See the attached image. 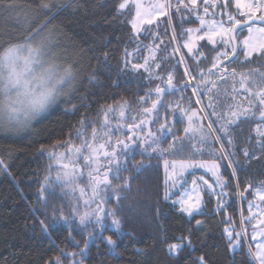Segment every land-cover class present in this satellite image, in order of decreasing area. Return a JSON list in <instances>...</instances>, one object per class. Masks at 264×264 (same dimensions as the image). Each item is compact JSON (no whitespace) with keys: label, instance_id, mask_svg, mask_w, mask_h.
<instances>
[{"label":"trees","instance_id":"16d2710c","mask_svg":"<svg viewBox=\"0 0 264 264\" xmlns=\"http://www.w3.org/2000/svg\"><path fill=\"white\" fill-rule=\"evenodd\" d=\"M48 2L49 0H0V52L8 46L4 41L23 40L44 20L58 26L57 51L62 60L74 63L79 70L78 82L67 98L51 107L24 133H0V159L3 166H6H0V264H53L57 257L61 264H71L70 254L73 253L76 254L75 259L82 260L83 264H198L197 258L200 256L210 257L209 264H251L250 258L245 254L246 246L251 242L248 236L234 250L228 244L225 226L235 224V230L239 232L240 225L244 223L249 232L251 223L244 222L243 217L249 215L248 202L254 197V189L264 182V159L246 160L243 154V149H248L250 156L255 152L256 157H261L257 143L259 137L255 129L264 122L258 118V104L252 109L254 116L249 119L241 118L229 125L228 135L235 147L231 148L226 139L221 141L226 148L235 152L234 159L239 161L238 165L234 164L237 168L235 179L229 175L230 169L226 164L221 169L228 180L239 183L238 188L229 185L224 189L228 195L222 198L221 203L230 206L223 211L217 207L215 195L207 192L202 211L192 217L181 212L179 206L173 203L181 190H176L174 195H170V199L164 198L165 191H168L165 161L209 159L206 154L196 153L197 148L206 146L200 145L198 138H193L188 148H183V142L176 143L173 151L178 153L183 148L186 153L184 155H158L152 153L148 144L139 140L123 150L118 158L120 176L124 179L117 180L112 176L109 178L113 188L124 184L125 179L128 183L125 188L117 190L116 195L121 197L119 201L112 196V189L105 193L108 197L105 208L115 210L116 215L114 218L106 217L102 228H85L75 218L68 222H52L40 211L33 213V208H40L38 191L46 176L51 177L50 183L57 194L52 197L45 192L44 195L49 196L52 204L67 208L65 199L60 196L62 189L56 177V174L65 169L60 167V163L56 165L55 159L49 158V153L67 151V147L71 145H81L82 139L91 142L93 128L104 131L102 123L105 113L100 109L109 106L114 109L107 112L110 126L127 125L134 122L132 117L140 114L143 108L151 106V100L160 99L162 103L158 107L162 117L160 123H163L164 114L175 106L181 93L173 89L166 90L161 97L153 93L147 102H142L140 98L145 97L150 89L165 87L168 74L173 75V83L176 85L189 82L188 76L184 74L185 64L196 81L201 78L198 68L204 72L206 79L216 83V89L212 93L213 103L216 111L221 113L227 114L229 107L234 105H239L240 109H248L252 92L257 90L258 85L264 86V57L259 54H253L245 60L244 53L239 50L236 60L224 61L229 74L221 78L216 69L212 68V63L217 52L223 51V48L212 45L207 40L201 41L192 53H188L182 46L183 41L188 39V35L184 34L185 30L200 28L198 16L204 15V7H208V15L204 17L206 20L219 18L214 17L213 12L219 10L220 0H210L209 5H205L204 0H197L198 14L188 11L177 13L173 9L171 23L161 16L151 25L142 27L139 34L131 24L136 19V5L127 3V0H68L67 3L59 4V11L53 8L51 12L40 7L41 3ZM121 2L126 3L127 7L122 10V14H117V6ZM176 2L177 0H172V3ZM234 9L235 0H232L228 10ZM53 12L56 13L55 18ZM247 35L246 30L242 31L237 36L238 41H242ZM157 36L158 39L155 38ZM177 46H180V50L174 53ZM153 54L155 59L151 58ZM181 56L184 63L177 65ZM125 59L128 61L127 69L123 62ZM145 59L151 66L152 75L164 79L149 81V74L143 68L132 70V64H143ZM156 64L160 67H155ZM233 69L237 74L235 77L230 75ZM241 75L247 78L243 86L240 82ZM181 92L185 97L181 106L186 108L189 106L187 97L192 96V93L190 89H181ZM195 100L196 96H192L191 107L199 110L202 106L196 104ZM200 100L202 105L206 104L208 95H201ZM122 105H126L123 118L119 114ZM74 106L76 111H73ZM205 112L210 110L205 109ZM167 118L170 121L174 118L175 128L181 129L175 135L185 137L182 129L186 122L179 111L175 113V117L169 114ZM209 119L214 121V127L219 126L220 122H216L215 117L210 114L204 123ZM81 120L86 121L85 125L78 123ZM150 127L160 138L163 148H168L173 143L172 135L168 134L171 124L161 132L157 131L159 125L156 123H152ZM111 131L114 140L126 139L129 135L124 127L119 130L112 128ZM77 132L83 136L78 137ZM136 165H143L142 170L138 171ZM83 171L86 174L87 170ZM246 181L253 187L248 188ZM76 182L91 194L86 175ZM240 192H244L243 198L240 197ZM65 215H68L67 211ZM37 217L49 224L47 232L41 230ZM113 219L120 221L119 227L113 224ZM197 220L202 223L197 225ZM229 220L231 223H228ZM109 237L114 243L108 242ZM180 237L184 238V246L179 255L174 256L170 254L168 246L182 242ZM188 240L191 241V246H188Z\"/></svg>","mask_w":264,"mask_h":264},{"label":"snow or ice","instance_id":"6c2138e0","mask_svg":"<svg viewBox=\"0 0 264 264\" xmlns=\"http://www.w3.org/2000/svg\"><path fill=\"white\" fill-rule=\"evenodd\" d=\"M205 5L210 4V0H204ZM232 4V0H220L219 10L213 12L214 17H219L206 20L204 17L208 15V7H204L203 16H198L200 28L187 29L184 34L188 35V40L184 42L183 47L187 48L188 53H192L194 49L197 48L199 41L207 40L212 45H218L223 48V51L217 52V55L213 58L212 68L216 69V73L223 78L224 75L229 74L228 69L224 66V61L227 60L232 62L237 59L238 49L244 53L245 60H248L253 54H259L260 57H264V0H235L234 11H229V7ZM41 8L51 12L53 8L59 11V3L52 5L49 3H41ZM127 7L126 3H119L117 6V14H122V10ZM175 9L177 13L182 11H188L192 14H198L199 9L197 5V0H190V2H185V0H177L174 4L172 0H156L155 3L144 7L142 4L137 3L136 5V19L131 21L132 27L136 33H140L141 26L143 24L151 25L153 20L157 17H166L169 23H171L172 10ZM56 13L53 12V18H55ZM146 17H148L146 19ZM183 19V17H181ZM246 30L248 35L242 40L237 41V36ZM203 34H197V33ZM167 34V30H166ZM175 37V32L173 31V38ZM155 38H159L158 36ZM25 43L7 46L4 48L3 52H0V91L4 93L3 100H0V124L9 125L16 119V113L18 112L20 106L25 104H30L35 110H43L54 98L55 90L47 89L41 87L39 93H37V87L41 86L45 82V77L43 75L37 77L34 75L30 76L32 73V65L36 61V56L39 55L41 51V46H34L31 43V37L24 38ZM7 43V41H4ZM2 46V45H0ZM27 49L28 55L21 56V52ZM180 46L174 48L173 52H179ZM215 50V49H214ZM231 54V55H230ZM128 53L125 50V56ZM197 55H201L197 53ZM155 59L154 54L151 57ZM23 61L21 65L19 62ZM196 60V57H193ZM125 69L128 68V61H124ZM184 59L181 56L177 60V65L183 64ZM155 67L159 68L160 65L156 64ZM132 70L144 69L148 73L149 81L153 79H164L160 76H153L148 63L145 59L143 64H132ZM5 70L6 75H5ZM200 75V80L196 81V77L189 72L188 67L184 68V74L188 76L189 81L184 82L182 85H176L173 83L174 77L172 74H168L165 81V87H155L150 89L145 97H141L142 102H147V99L153 95L161 97L166 90L175 89L176 92H180L179 101L174 107L170 109L169 113H165L163 116V123H160L161 113L159 111V105L162 101L160 99L151 100V106L142 109V112L136 116H133V123L127 125H111L107 118V112L114 111L110 106L106 109L102 108L100 111L104 112V120L102 123V128L104 131H100L93 128L91 133V142L86 139H82L80 147H73L72 152L74 154H83L85 162L89 165L87 173H83L76 168L61 171L57 175V181L60 182V187L62 189L60 196L65 199L67 208L63 205H54L51 203L49 196H56V189L52 187L50 183V176L44 178V183L38 191V203L40 204L39 209L33 208V213L36 211L42 212L45 217L52 222L63 220L68 222L70 219L75 218L78 220L79 225L87 228L88 226H104L105 218L108 216L115 217V210H107L105 208L108 202V197L105 195L112 189V196H114L117 201L121 197L117 196V190L123 189L127 186V179L125 183L113 188L110 176L112 178L120 180L124 179L120 176V160L119 155L123 150H126L132 146V144L137 143L139 140L151 147L152 153L158 155H184L183 148L190 147L191 139L198 138L199 144L206 147L197 148L196 153L206 154L209 159H179L172 160L171 167L173 168V175H183L188 169L203 168L207 172L211 173L214 177V181L209 183V181L204 180L203 177H199L200 185L207 190L209 195H217V207L223 211L225 207L230 206L227 203H221L223 197L228 194L224 192V189L229 185L238 188L239 183H233L232 180H228L222 174V167L226 166L230 169L229 175L235 179L237 168L234 166L239 164V161L235 160V152L231 150L235 145L232 138L228 135L229 125H233L237 120L244 118L249 119L255 115L252 111L256 104L259 105L257 111L259 112V119L264 122V86L258 85L257 90L252 92V99L248 101V109H240L239 105H234L229 107V112L227 114L216 111V107L213 103V91L216 89V83L214 81L205 78L204 72L197 68ZM211 73V69L208 70ZM230 75L235 77L237 74L235 70H231ZM91 79V77H90ZM262 79H264V74H262ZM247 78L244 75L240 76V82L242 86L246 83ZM181 89L184 91L191 90L192 96H196V104H201L199 97L203 94L208 95V101L199 110L192 108V96L187 97L188 107H182L181 102L185 100ZM251 91V90H250ZM121 106L120 117L123 118L125 115L124 107ZM167 107V105H165ZM236 108V110H233ZM205 109H209L210 112H205ZM73 111H76L74 106ZM179 111L181 118L186 122V126L182 129L185 133V137H178L175 135L177 131L181 129L175 128V119L168 120V115L171 114L175 117V113ZM215 117L216 122H220L218 127H214V121L209 119L207 123L204 120L208 115ZM143 117V118H141ZM135 121H139L138 123ZM79 124L85 125L86 121H78ZM156 123L159 125L157 128L158 132H161L168 128L171 124L172 127L168 128V134L172 135L173 143L168 146V148H163L160 142V138L157 137L156 133L151 130L150 125ZM124 127L128 130L129 135L126 139H113L112 128L119 130ZM147 131L145 132V129ZM256 134L259 137L257 143L259 145V151L261 157H256L255 152L249 155L248 149H243V154L248 159H264V123L258 124L256 129ZM78 137H82L83 134L77 132ZM226 139L228 145L231 148H226L225 144L221 142ZM102 141V142H101ZM177 142H183V148L177 153L173 149L176 147ZM219 144V147L216 145ZM66 146V145H60ZM110 149V150H109ZM41 151H44L41 148ZM147 151V148L145 149ZM151 154V153H149ZM50 159H55L57 162L63 158V154H57L55 152L49 153ZM0 166H3V162L0 161ZM169 166V161H165V167ZM6 168V166H3ZM51 167V165H50ZM63 169L65 166L60 165ZM137 170H142L143 165H136ZM177 169L179 172L177 173ZM103 170V171H102ZM86 175L87 186L91 189V194L89 195L85 187L79 186L77 180ZM248 188H252L253 185L246 181ZM168 185L175 187L173 181H166V188ZM191 192L185 191L179 200L173 201V203L179 206V210L189 217L194 216L198 213L203 204V196L201 195V187L197 184V180L192 181ZM264 190V182H261L260 187L256 188V192L259 193ZM49 193V196H45L44 193ZM78 193V195H77ZM192 193H195L193 195ZM240 197H244V192L239 193ZM72 198L69 199L68 197ZM87 197V198H85ZM164 198L170 199V194L166 190ZM264 199V197H261ZM95 205V207H93ZM252 202H249L248 210L251 212ZM31 207V205H30ZM67 211L68 215H65ZM257 215L264 217V208L260 209L258 214H253L249 217H243L244 222L255 220ZM38 223L40 224L41 230L47 232L49 224H46L44 220H40L37 217ZM202 221L197 220L196 224H201ZM231 223V220L228 221ZM113 224L117 227L120 225V221L113 219ZM258 225V226H257ZM252 227V232L249 234L244 223L240 225V231H235L236 225L232 224V230L228 231L225 229L226 235L228 237V244L234 250L241 245V242L245 236H249L250 241H256V243L249 242L245 249V254L250 258L251 264H264V218L257 220V224L250 225ZM183 242L184 238L180 237ZM110 244L114 243L111 238H108ZM188 246H191V241H187ZM183 243L170 244L169 252L174 256H178L179 252L183 248ZM87 247V245H85ZM83 252V250H81ZM76 254H70L71 264H83L82 260L75 259ZM198 264H209L210 257L200 256L197 258ZM53 264H61L59 257L55 259Z\"/></svg>","mask_w":264,"mask_h":264},{"label":"clouds","instance_id":"9594fccd","mask_svg":"<svg viewBox=\"0 0 264 264\" xmlns=\"http://www.w3.org/2000/svg\"><path fill=\"white\" fill-rule=\"evenodd\" d=\"M68 0H49V4L55 5L57 3L64 4ZM31 37V43L34 46H41V51L36 56V61L32 65V73L34 76L45 77L43 85L37 87V93L40 92L41 87L55 90V98L43 109L35 110L30 104L20 106L18 112L15 114L16 119L9 125L0 124V133H19L31 126V124L46 113L50 107L60 99L61 96L69 93L77 84L79 79V70L72 62L62 60V57L57 51L58 47V26L41 20L34 29H32L25 38ZM25 39L18 41L13 39L8 41V46L23 44ZM27 54V49L24 50ZM5 70V75H6ZM4 93L0 91V100H3Z\"/></svg>","mask_w":264,"mask_h":264},{"label":"rangeland","instance_id":"374dc122","mask_svg":"<svg viewBox=\"0 0 264 264\" xmlns=\"http://www.w3.org/2000/svg\"><path fill=\"white\" fill-rule=\"evenodd\" d=\"M155 2H156V0H127V3H133L134 5H137V3H139V4H142L144 7H147L148 5H150L152 3H155ZM147 18L148 17H146V19ZM158 18L159 17L155 18L153 20V22L157 21ZM147 25L148 24H143L141 26V28L144 27V26H147ZM187 40L188 39L184 40L183 41V44ZM200 42L201 41L198 42L197 48L199 47ZM20 54H21V56H27L28 55L25 51H22ZM19 63L22 65L23 64V61L21 60ZM185 67H188L187 64H185ZM189 72L191 73L190 69H189ZM68 95H69V93L61 96L60 99L55 104H57L58 102H60L62 99L67 98ZM196 99H197V97H196ZM199 99H200V97H199ZM200 105L203 106L202 105V101H201V104ZM50 109H51V107H50ZM44 114L41 115L40 117L44 116ZM34 122L31 124V126L34 124ZM24 131H26V130H24ZM24 131L19 132V133H24ZM73 147H80V144H78V145H71V146L67 147V149H66L67 151L63 150V152L62 151L58 152L57 154H63V158L61 160H59V162H57L55 160L56 161V165H58L59 163L61 165L63 164V166H65V168H64L65 170H69V169H72V168H76V169L80 170L83 173H84V171H83L84 169H86L88 171L89 165L83 159V156L86 155L87 153L85 152L83 154H74L72 152ZM118 159L120 160V158H118ZM0 161H1V159H0ZM171 161L172 160H169V166L166 168V177H167V181H173L175 183V187H172L171 185H168L167 186L168 187V192H169L170 195H174V193L176 192V190H178V189L181 190V192L176 196V199H174L175 201L179 200L180 197H181V195L185 191L191 192V189L193 187V185H192V181L193 180H197V184L200 185L199 177H203L204 180L209 181V183H212L214 181V179H215L214 177L211 176V173L207 172L206 169H203V168L188 169L186 172L183 173L182 176L181 175H175L174 176L173 175V168L171 167V163H170ZM164 166H165V164H164ZM176 171L178 173L179 172V169H177ZM191 173H195V174H192L191 175ZM57 175L58 174H56V177H57ZM183 187H185V188L183 189ZM200 187H201V195L203 196V204H204V200H205L204 195L207 192V190L204 189L202 185H200ZM255 190H256V188L254 189V194H253L254 197L250 200V202H252V205L253 206H252L251 212H249L248 217L251 216V215H253V214H258L260 212V209L264 208V199H261V197H264V190H262L259 193H257ZM224 192H225V190H224ZM192 194L195 195V193H192ZM215 197L218 198V194L215 195ZM203 204H202V207H203ZM248 206H249V202H248ZM202 207H201V209H200L199 212L202 211V209H203ZM198 213H196V214H198ZM261 218H264V217H261V216L257 215V217H256L255 220L249 221L251 223L250 225L257 224V220H259ZM225 228L228 231H231L232 230V224L231 225H226ZM251 232H252V227L250 228V230H249L248 233L250 234ZM248 238H249V236H248ZM251 242L253 244L256 243V241H251ZM178 243H183V242H178Z\"/></svg>","mask_w":264,"mask_h":264},{"label":"water","instance_id":"95a60500","mask_svg":"<svg viewBox=\"0 0 264 264\" xmlns=\"http://www.w3.org/2000/svg\"><path fill=\"white\" fill-rule=\"evenodd\" d=\"M237 41H238V39H237ZM238 52H239V49H238V51H237V54H238ZM237 54H236V55H237ZM225 62H229V61L225 60Z\"/></svg>","mask_w":264,"mask_h":264},{"label":"built area","instance_id":"2783aa9c","mask_svg":"<svg viewBox=\"0 0 264 264\" xmlns=\"http://www.w3.org/2000/svg\"><path fill=\"white\" fill-rule=\"evenodd\" d=\"M187 80H189V78L187 79ZM190 83H193V82H191V81H189Z\"/></svg>","mask_w":264,"mask_h":264}]
</instances>
